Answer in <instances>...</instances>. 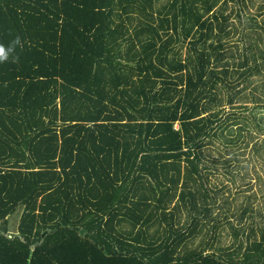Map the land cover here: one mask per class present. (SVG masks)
<instances>
[{
    "label": "trees",
    "instance_id": "1",
    "mask_svg": "<svg viewBox=\"0 0 264 264\" xmlns=\"http://www.w3.org/2000/svg\"><path fill=\"white\" fill-rule=\"evenodd\" d=\"M226 2L0 0V43L20 38L0 63V264H264L255 196L209 188L204 164L212 88L264 59L226 48L245 36Z\"/></svg>",
    "mask_w": 264,
    "mask_h": 264
},
{
    "label": "rangeland",
    "instance_id": "2",
    "mask_svg": "<svg viewBox=\"0 0 264 264\" xmlns=\"http://www.w3.org/2000/svg\"><path fill=\"white\" fill-rule=\"evenodd\" d=\"M223 7V13L232 14L230 21L239 26L243 35L245 34L243 39H239L240 32L234 35L227 42L226 48L234 52L238 49L247 56L255 54V51L257 54L258 50L264 52V0H241L240 2L227 0ZM239 7L241 8L239 13L242 14L240 24L238 11H236ZM250 18H254L260 27L256 28L252 23L255 28L251 30ZM255 30L262 35L261 38L256 37ZM248 45H250L249 49ZM185 47L186 45L183 47L182 54L185 52ZM235 59L238 60L237 55ZM259 60L263 64L260 67L262 73L251 74L248 79L246 78L247 80L239 78L238 72L228 74L230 77L226 80H231L234 85L231 90L222 83L212 88L210 94L216 93L217 97L222 99L220 102L222 106H218V109L222 110V118L219 125H214L215 133L209 138L211 142L207 143L203 149L204 164L208 165L210 170L207 176L209 188L213 190L221 188V191L224 188L223 195L231 197L240 193L242 199L244 195L255 196L252 201V220L247 219V230L248 224L255 225V222L259 221L255 217L257 215L255 210L262 212L264 217V59ZM250 64L253 65V62ZM232 71L230 70V73ZM237 91L239 93L234 97V103H228V95L235 94ZM223 160H227L230 165L223 163ZM217 197L221 201V196ZM255 200H257L256 203ZM234 207L235 205L232 206ZM236 220L233 222L237 223ZM17 222L18 213L10 218L11 230H15ZM228 230L230 229L225 225L222 244L232 241V236L226 235Z\"/></svg>",
    "mask_w": 264,
    "mask_h": 264
},
{
    "label": "clouds",
    "instance_id": "3",
    "mask_svg": "<svg viewBox=\"0 0 264 264\" xmlns=\"http://www.w3.org/2000/svg\"><path fill=\"white\" fill-rule=\"evenodd\" d=\"M18 45H20V38L18 36L11 40L8 45L0 43V63H17L19 61V56L16 52Z\"/></svg>",
    "mask_w": 264,
    "mask_h": 264
}]
</instances>
